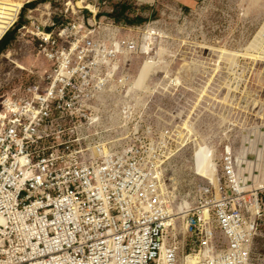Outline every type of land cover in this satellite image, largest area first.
<instances>
[{"label":"built area","instance_id":"2783aa9c","mask_svg":"<svg viewBox=\"0 0 264 264\" xmlns=\"http://www.w3.org/2000/svg\"><path fill=\"white\" fill-rule=\"evenodd\" d=\"M119 3L48 0L22 19L21 7L4 34L17 25V49L0 53V264H251L263 164L236 148L264 149V126L237 129L244 112L229 124L219 115L231 106L209 99L194 112L155 105L173 99L163 86L181 87L162 72L152 95L130 92L164 33L116 18ZM201 73L197 84L209 80ZM202 128L219 129L217 143L214 134L203 142ZM196 150L206 173L193 165Z\"/></svg>","mask_w":264,"mask_h":264},{"label":"rangeland","instance_id":"374dc122","mask_svg":"<svg viewBox=\"0 0 264 264\" xmlns=\"http://www.w3.org/2000/svg\"><path fill=\"white\" fill-rule=\"evenodd\" d=\"M15 1L18 2V13L22 7V19L28 8L37 7L40 3H46L48 0ZM34 1L36 2L34 6H25ZM193 1L191 7L186 6L184 0H141L139 1L140 6H138L152 10L153 16L150 21L155 22L156 28L164 33L163 39L159 43V46L161 45L166 50L165 57L163 56L162 59L165 63L163 65L169 70H171V66L175 71H178L184 64L183 62L187 61L191 64V70L189 68L182 72L185 82H182L183 85L179 87V105L193 112L197 110L196 108L200 106L203 99H209L214 108H219V104L221 106L230 105L231 107H226L224 112L221 109L219 117L224 122L232 123L233 116L242 111L244 113L240 114V117L244 114L245 123L243 124L254 129L250 132L260 131V126H264V112H260L264 111V62L253 61L247 59L246 56L255 53L264 55V0ZM16 31L17 25L9 30L11 40L1 53L4 54V51L9 50L11 45L17 49ZM229 53L240 56L234 57ZM197 62L198 64L208 62V64L198 70L195 65ZM4 63L5 60L0 55V66ZM25 63L29 64L30 60ZM19 66L22 64L17 63L16 67ZM151 67L150 62L145 60L137 68L134 80L138 87L153 86L159 82L154 78L158 71ZM144 69L146 75L141 79ZM202 70L209 73L207 75L209 80L207 83L197 84L195 76L199 74L196 72L200 71L201 75ZM242 77L248 80L246 90L239 82ZM205 80L207 81V78ZM199 90L203 92L204 96L206 94L203 99L197 96ZM234 90L237 91L238 97L236 105L232 104ZM167 92L165 90L163 94L166 96ZM256 101L258 106L252 110ZM175 102L174 98L165 102L157 99L154 104L164 103L169 106L174 105ZM240 117L236 118L238 124L242 123ZM216 124L218 125L219 122L216 121ZM206 130L205 128L201 129L203 142L206 143L204 137L207 139V134H214L217 143L219 129L211 133ZM240 133L238 132L239 138L244 140L247 133ZM244 150L250 154L264 156V149L257 145L250 148H236V153H243ZM184 153L186 158L179 162L178 168L185 164L187 158L189 159L190 151L186 150ZM208 162L198 150L193 153V165L202 173L207 172ZM250 164L249 162V172L252 168ZM204 175L207 176V174ZM251 264H264V221L262 230L253 244Z\"/></svg>","mask_w":264,"mask_h":264},{"label":"bare ground","instance_id":"6f19581e","mask_svg":"<svg viewBox=\"0 0 264 264\" xmlns=\"http://www.w3.org/2000/svg\"><path fill=\"white\" fill-rule=\"evenodd\" d=\"M17 13H18V2L17 1H15V0H0V39L4 36V34L9 29V27L15 21ZM156 53L158 54L159 58L150 57V58H147L146 59V61H149L150 62V65L152 66L151 68L154 67L158 71V73H161L162 72V74H164V76H163L164 78H167V79L172 80V84L182 86L183 85L182 82H185V81H184V77L181 74L186 69L189 70V68H190V70H191L192 69L191 64H189L187 61H185V62H183L184 64H182L180 70H178V71H175L174 69L173 70H169L168 68H166L164 65L162 66V64H161V63H163V61H162L163 56H164L163 54L166 53L165 48H162L161 45H160L157 48ZM229 55L234 56V57H237V56L239 57L240 56L239 54H234V53H229ZM246 58L247 59H250V60H253V61H261V62H264V55L257 54V53H255V54H249L248 56H246ZM174 74H176V75H174ZM145 75H146V70L144 69L142 71V73H141V79ZM211 84H212V82H211ZM164 89L166 91H168L167 92V96H173L174 100H176V102H178V100H179V96H178L179 93L178 92L179 91H175V92H177L178 95L175 94L174 91H170L169 90V86L168 85H165L164 86ZM176 89L177 88H175L174 90H176ZM129 91L132 92V93H134V94H136L137 96H143V95H145L143 93H150L152 95L153 94V86H148V85L145 86L144 85L141 88V87H138L137 83L134 80L133 83L130 86V90ZM205 96H206V94H205ZM205 96H204L203 92L201 91L200 97L203 99ZM212 100H215V99L212 98ZM257 106H258V103L256 101L254 103V106L252 108H254V110H255L257 108ZM255 116H256V114H255ZM260 116L263 117V115H261V114H260ZM240 122L243 123L242 120ZM186 123H189V122L186 120L185 121V124ZM237 128L238 129H243L245 131H249V129L246 126V124H242V127H237ZM190 132L192 133V131H190ZM239 132H241V131H239ZM240 134H242V133H240ZM248 142H249V140H248ZM237 155H238V157L242 156L241 158H246L247 157L246 155H253L255 157H258V161L260 162L261 165L262 164L264 165V162L262 161L264 159V156H260L259 154H250L246 150H244L243 153L240 152V154L237 153ZM249 162L251 163L250 165L252 166V168L250 169V172L252 174L254 172V170H256L257 160H255V161H250L249 160ZM210 168H211V166H210V163H209L208 166H207V169H210ZM262 172L264 174V167L262 168ZM212 175L213 174L211 173V174L207 175L206 177L212 178ZM255 175H256L255 178L257 179V173H255ZM173 181H174V185L176 186L177 182L175 180H173ZM172 194H173V192H172ZM197 259H198V257H196L193 261H196Z\"/></svg>","mask_w":264,"mask_h":264},{"label":"crops","instance_id":"0c3cea01","mask_svg":"<svg viewBox=\"0 0 264 264\" xmlns=\"http://www.w3.org/2000/svg\"><path fill=\"white\" fill-rule=\"evenodd\" d=\"M184 1L188 7H191L192 2H194L193 0ZM138 6L140 4L135 2V0H120V3L116 5L115 17L119 18L128 15V20L140 19L142 21L141 23L150 21L153 16L152 10L144 7L139 8Z\"/></svg>","mask_w":264,"mask_h":264},{"label":"trees","instance_id":"16d2710c","mask_svg":"<svg viewBox=\"0 0 264 264\" xmlns=\"http://www.w3.org/2000/svg\"><path fill=\"white\" fill-rule=\"evenodd\" d=\"M35 4H36L35 1L34 2H29L25 6L26 7H30V6H34ZM141 22L142 21L140 19L129 20V23H131V24H138V23H141ZM8 33L0 40V53L4 50V48L6 47L8 42H10V40H11V34L10 33L8 34Z\"/></svg>","mask_w":264,"mask_h":264}]
</instances>
